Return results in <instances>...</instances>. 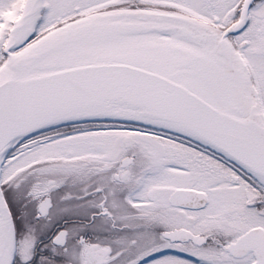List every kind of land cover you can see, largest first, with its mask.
Listing matches in <instances>:
<instances>
[{
  "label": "snow or ice",
  "instance_id": "obj_1",
  "mask_svg": "<svg viewBox=\"0 0 264 264\" xmlns=\"http://www.w3.org/2000/svg\"><path fill=\"white\" fill-rule=\"evenodd\" d=\"M0 264H264V0H0Z\"/></svg>",
  "mask_w": 264,
  "mask_h": 264
}]
</instances>
